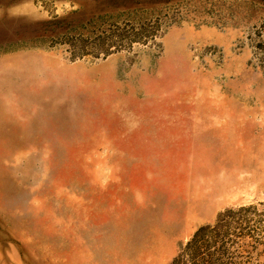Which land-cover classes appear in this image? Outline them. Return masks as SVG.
Wrapping results in <instances>:
<instances>
[{
    "label": "rangeland",
    "instance_id": "374dc122",
    "mask_svg": "<svg viewBox=\"0 0 264 264\" xmlns=\"http://www.w3.org/2000/svg\"><path fill=\"white\" fill-rule=\"evenodd\" d=\"M0 264H264V0H0Z\"/></svg>",
    "mask_w": 264,
    "mask_h": 264
},
{
    "label": "bare ground",
    "instance_id": "6f19581e",
    "mask_svg": "<svg viewBox=\"0 0 264 264\" xmlns=\"http://www.w3.org/2000/svg\"><path fill=\"white\" fill-rule=\"evenodd\" d=\"M192 205V204H191ZM201 217V216H200ZM171 230V229H170Z\"/></svg>",
    "mask_w": 264,
    "mask_h": 264
}]
</instances>
